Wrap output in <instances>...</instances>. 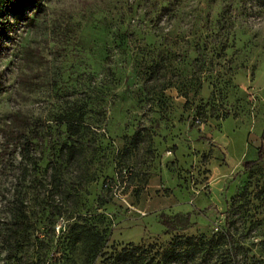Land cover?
Masks as SVG:
<instances>
[{
  "label": "rangeland",
  "instance_id": "374dc122",
  "mask_svg": "<svg viewBox=\"0 0 264 264\" xmlns=\"http://www.w3.org/2000/svg\"><path fill=\"white\" fill-rule=\"evenodd\" d=\"M159 3L48 0L33 19L30 9L11 19L0 45V217L17 197L37 208L50 198L46 161L28 165L20 143L40 135L29 153L39 156L57 134L55 120L76 110L85 150L66 184L86 208L103 195L107 249L166 246L175 234L216 237L229 225L239 264H264V155L249 170L242 164L264 146V0H182L171 21L156 17ZM146 12L159 20L154 30ZM124 30L132 33L121 40ZM156 40L155 53L164 44L175 53L151 77L141 69L126 84L129 69L119 66L103 79L109 50L119 64ZM198 40H207L212 62L192 73ZM74 65L78 74L65 71ZM175 213L190 226L166 232L161 216ZM0 264L22 260L0 249Z\"/></svg>",
  "mask_w": 264,
  "mask_h": 264
},
{
  "label": "trees",
  "instance_id": "16d2710c",
  "mask_svg": "<svg viewBox=\"0 0 264 264\" xmlns=\"http://www.w3.org/2000/svg\"><path fill=\"white\" fill-rule=\"evenodd\" d=\"M47 1L0 0V45L12 29V18L24 16L30 9V14L25 17L33 19L38 12L44 10ZM155 1L161 3L156 17L160 19L166 16L167 20L171 21L182 0ZM121 11L122 3L118 12ZM105 12L111 14L113 10L105 6ZM150 13L146 12V16L152 23L151 29L154 30L159 20L155 16H150ZM208 32H218V29L211 27ZM131 33L124 30L119 38L125 40ZM206 41L200 43L198 40L195 43L196 57L193 59L192 73L197 69H204L207 62L208 64L212 62L208 59V52L213 50H209ZM157 43H159L157 40L152 43L144 42L149 49L143 48L133 56H124L119 64H113L109 50L105 56L103 79H107L108 76L113 78L119 66L122 69L124 67L129 69L124 76L126 84L141 69L144 75L151 77L164 65L163 60L171 58L175 53L168 44H164L165 51L155 53L150 45ZM131 62H134L133 66ZM65 71L77 73L78 67L70 66ZM201 85L202 80L199 78L198 87ZM213 95L214 90L211 91L210 98ZM13 117L18 124L27 123V118L18 112L14 113ZM195 121L201 123L198 118ZM55 122L57 134L53 140L48 138L45 141L43 149L41 147L39 150V156L34 157L29 153L31 150L32 152L37 150L33 147L39 144L40 135L28 137L20 143L22 157L27 159L28 165L38 170L41 168L38 163L46 161L44 167L48 171L51 188L50 198L43 196L40 208L30 200L26 202L25 198L17 197L9 214L4 218L0 217V249L9 261L22 260V264H239L229 225L226 226L224 234L216 237L207 238L204 234L198 236L175 234L166 246L156 242H129L119 248L107 249L112 224L111 220L99 211L106 202L103 195L100 193L94 204L86 208L79 190L69 188L66 184V171L77 166L84 156L83 137L86 125L82 112L79 114L76 110L68 111ZM132 140L137 141L136 134ZM263 151L264 146L261 144L257 149L256 158L244 160L243 168L249 170L261 161ZM161 221L166 232H182L190 226L188 216L183 213L162 215Z\"/></svg>",
  "mask_w": 264,
  "mask_h": 264
}]
</instances>
